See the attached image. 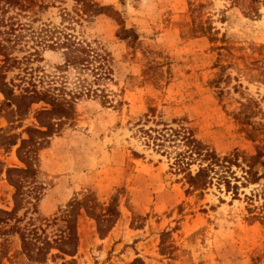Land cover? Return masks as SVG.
<instances>
[{
	"label": "rangeland",
	"instance_id": "374dc122",
	"mask_svg": "<svg viewBox=\"0 0 264 264\" xmlns=\"http://www.w3.org/2000/svg\"><path fill=\"white\" fill-rule=\"evenodd\" d=\"M85 2L100 9L87 11L74 0H36L23 10L0 0L1 54L19 62L4 73V82L17 85L23 68L38 88H46L62 61L61 51L46 44L63 35L100 48L111 69L110 79L99 85L65 73L67 90L77 93L73 118L28 162L36 177L24 188L40 187L34 189L39 196L33 206L21 205L18 227L36 228L41 238L52 240L63 228L61 212L73 201L89 195L97 214V206L113 198L117 216L100 234L93 215L72 210L76 249L64 261L264 264L263 180L235 182L236 196L214 183L188 187L183 174L169 168L171 161L143 145L136 132L154 122L181 126L219 157L236 152L230 172L237 179L243 175L248 157L264 147V0ZM93 88L102 90L106 103L84 95ZM42 106L15 109L0 93L1 211L13 206L6 170L24 167L16 148L26 128L36 127L34 113ZM196 169L189 166L191 174ZM253 171L260 175L262 168L256 164ZM3 228L0 224V264H60L54 249L35 261L19 255L17 235L3 234Z\"/></svg>",
	"mask_w": 264,
	"mask_h": 264
},
{
	"label": "trees",
	"instance_id": "16d2710c",
	"mask_svg": "<svg viewBox=\"0 0 264 264\" xmlns=\"http://www.w3.org/2000/svg\"><path fill=\"white\" fill-rule=\"evenodd\" d=\"M4 1L12 7L19 5L20 9L23 10L32 9L36 5V0ZM74 1L90 12H96L100 9L92 2L87 3L85 0ZM8 26V31H10L12 24L8 23ZM46 45V47L53 50H60L62 58L61 64L54 67L56 75L51 77L46 88L41 86H39L41 88H38L34 82V77L29 72H25L23 68L20 70L22 75L17 79L19 82L17 85L11 82H4V73L11 71L14 65L18 66L19 62H16L14 58H10L8 55L1 54L3 47L0 46V56L2 57L0 61L2 62L0 66V93L4 96V100L13 105L15 109L19 107L28 109L32 104L38 103L43 105L34 113L36 127L26 128L27 137L20 140L19 146L16 148V156L24 167L6 170V179L14 189L12 195L13 206L9 212L0 210V215L5 217L0 219V224L7 227L1 231L3 234L12 233L17 235L20 243L18 254L26 257L27 260L33 261L35 257L46 254L47 250L54 249L56 250L54 257L60 259V264H70L72 259L64 261V257L72 258L76 249L77 239L74 223L70 220L72 210L81 208L86 213L93 215V219L96 222V231L100 234L104 229L107 230L106 227L111 225V222H113L112 217L115 218L117 216V212L112 207L113 198L110 199L106 207L100 208L97 206V214L94 212L96 204L89 195H86L82 201H73L69 205L68 210L61 212L60 220L63 222V228L59 230L52 240H47L45 237L41 238L37 234L36 228L29 230L19 228L17 225L19 219L15 218V214L21 208V205L30 204L33 206L31 201L36 202L38 200L39 193H36L34 189L37 190L40 187H33L29 191L24 188V184H27L26 187H28L30 183H34L36 177V169L28 162L36 157L37 150L47 143L49 136L56 134L63 124L73 118V100L77 93L67 90L64 84L65 81H63L65 73L72 72L77 75L76 80H78L79 76H82L87 79L89 84L99 85L103 80L110 79L111 69L108 64L109 57L107 59L108 55L106 53L101 54L100 48L97 46L92 47L88 43L78 41L72 36L63 35L60 38L56 37L53 42ZM33 53L32 56L36 54V52ZM23 61L25 63L27 60ZM37 84H42V81L38 80ZM81 84L79 87L82 86ZM13 88L19 89L17 95H13ZM80 91L79 89L78 94L81 93ZM101 93L102 90L93 88L92 90L85 89L84 95L97 97L101 103H106L107 100ZM17 103L20 106L17 107ZM147 118V116L144 118L146 123L148 122ZM143 124L141 125L144 126ZM136 132L139 134L143 145L152 148L154 152L171 161L169 168L176 173H182L185 184L188 187L204 189L214 183L217 188L222 186L226 192L229 191L233 196H236L238 187L235 182L245 186L249 183L257 184L260 180H263V184L259 185V196L263 200L262 209L264 210V147L257 148L255 154L248 157L246 168H240L243 175L237 179L230 172V166L236 160L234 158L236 152L230 154V156L219 157L214 151L195 139L188 129L181 126L174 129L167 124L154 122V126L138 127ZM192 164L197 167L194 174L189 171V166ZM256 164H259L262 168L260 175L253 171V166ZM12 175L18 178L12 180L10 178ZM230 178L233 184H231ZM106 215L109 216L105 217ZM10 221H13L11 226L8 225ZM8 264L12 263L8 261Z\"/></svg>",
	"mask_w": 264,
	"mask_h": 264
}]
</instances>
